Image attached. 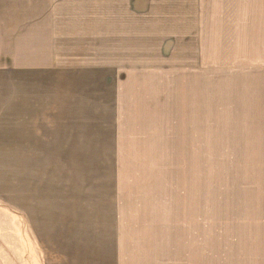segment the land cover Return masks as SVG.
Returning a JSON list of instances; mask_svg holds the SVG:
<instances>
[{
	"label": "rangeland",
	"instance_id": "374dc122",
	"mask_svg": "<svg viewBox=\"0 0 264 264\" xmlns=\"http://www.w3.org/2000/svg\"><path fill=\"white\" fill-rule=\"evenodd\" d=\"M202 4L167 88L0 126V264H264V0Z\"/></svg>",
	"mask_w": 264,
	"mask_h": 264
},
{
	"label": "crops",
	"instance_id": "0c3cea01",
	"mask_svg": "<svg viewBox=\"0 0 264 264\" xmlns=\"http://www.w3.org/2000/svg\"><path fill=\"white\" fill-rule=\"evenodd\" d=\"M203 9L202 0H0V126L39 133L89 118L105 91L114 108L119 88H161L177 64L201 61Z\"/></svg>",
	"mask_w": 264,
	"mask_h": 264
}]
</instances>
